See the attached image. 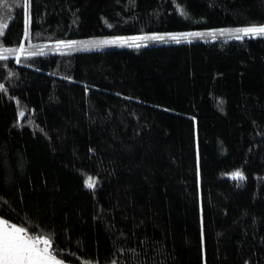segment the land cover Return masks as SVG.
<instances>
[{"label": "trees", "instance_id": "16d2710c", "mask_svg": "<svg viewBox=\"0 0 264 264\" xmlns=\"http://www.w3.org/2000/svg\"><path fill=\"white\" fill-rule=\"evenodd\" d=\"M27 13L37 44L261 24L264 0H0V47ZM0 57L1 218L68 264H264V36Z\"/></svg>", "mask_w": 264, "mask_h": 264}, {"label": "snow or ice", "instance_id": "6c2138e0", "mask_svg": "<svg viewBox=\"0 0 264 264\" xmlns=\"http://www.w3.org/2000/svg\"><path fill=\"white\" fill-rule=\"evenodd\" d=\"M28 0H25L27 4ZM264 36V26H252L245 28H238L234 30H222L220 35L231 34L234 35L236 39H241L242 36ZM203 33H180L170 35V39L180 42L181 38H187L189 36H199ZM215 35V33H212ZM133 40L145 39V37H134ZM151 39L163 40V36H153ZM117 40H104V41H89L85 42L87 44H92L96 47L104 44H115L118 43ZM75 44L76 42H71ZM66 47L71 45H65ZM139 47V44L129 45ZM12 51H23V49L12 50L3 49V52ZM6 58V57H0ZM23 113H21V116ZM234 178H242V175L237 172L234 174ZM87 186L89 188L94 187L95 181L88 177ZM44 247H40V245ZM51 241L47 238H33L27 235L26 230L22 227H16L15 225L8 224L7 222L0 221V264H61L57 259L56 255L52 253Z\"/></svg>", "mask_w": 264, "mask_h": 264}, {"label": "rangeland", "instance_id": "374dc122", "mask_svg": "<svg viewBox=\"0 0 264 264\" xmlns=\"http://www.w3.org/2000/svg\"><path fill=\"white\" fill-rule=\"evenodd\" d=\"M26 19H25V33H24V39L22 42L18 43V45H7L5 47H0V54H10L18 57L20 54H26V53H37V54H49L51 52H62V51H73V50H84V49H96V48H107V47H118V46H129V45H135V44H142V43H151V42H162V41H167L171 40L169 37L172 34H180V33H203V35L199 36H189L187 38H181V40L187 39V40H195V39H217V38H228V37H235L234 35L231 34H225V35H220V32L222 30H234L238 28H245V27H252V26H264V23L257 24V23H250V24H242L239 26H233V25H228V26H222V27H217V28H198L195 30H184L182 32L180 31H173V32H150V33H139V34H128V35H117V36H95V37H90V38H84V39H73V40H59V41H51V42H40L37 44L31 43V41L28 39L27 36L29 34L30 30V19H29V14H26ZM212 33H215V35H212ZM243 36V34H240ZM153 36H163V40H155L151 39ZM134 37H145V39H139V40H133L132 38ZM104 40H117L119 41L118 43L115 44H104L100 45L99 47H96L92 44H87L85 46V42L89 41H104ZM71 42H76L75 44H72ZM65 45H71L66 47ZM3 49H12V50H18V49H23V51H12V52H3ZM0 221L7 222L4 218L0 217ZM16 227H21L16 224ZM27 233V232H26ZM29 236V234L27 233ZM31 237V236H30ZM43 239V238H42ZM40 247H44V245H40ZM58 259V258H57ZM59 260V259H58ZM61 264H68L64 262L63 260H59Z\"/></svg>", "mask_w": 264, "mask_h": 264}]
</instances>
